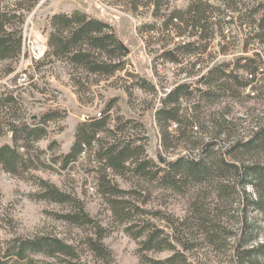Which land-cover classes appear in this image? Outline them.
<instances>
[{
	"label": "trees",
	"instance_id": "16d2710c",
	"mask_svg": "<svg viewBox=\"0 0 264 264\" xmlns=\"http://www.w3.org/2000/svg\"><path fill=\"white\" fill-rule=\"evenodd\" d=\"M31 1L0 0V73L3 76L14 73V64L22 57V24L25 18L23 11L31 9ZM166 1L141 2L153 6L152 16L156 21L145 22L138 30L148 34L159 45L160 50H157L159 52L154 57L155 64L158 61L169 62L189 66L196 73L202 72V60H207L210 56L209 48L213 37L222 35L224 27L234 21L246 31L245 45H264L262 2L252 5L244 3L240 6V0H216L218 3L192 0L184 10L173 9L165 14L161 12V7L167 4ZM139 4L138 1L133 2V9ZM49 28L48 49L44 58H48L50 62L65 63L70 67V80L77 92L83 88L84 80H88L90 76L109 78L126 69L128 60L123 42L108 22L75 9L70 12H54L49 19ZM169 34L172 35V46L168 45ZM176 38L178 41L174 42ZM40 62L35 65L36 69ZM261 70V65L254 57L225 58L208 66L193 82L181 81L173 85L164 93L161 106L154 110L162 142L167 143L171 124L176 125L178 133L186 135L199 120L197 112L219 103L224 97H239L247 86L256 81ZM128 76L135 79L132 86L156 94V84L152 80L134 73H129ZM126 92L130 94L129 87H126ZM112 102L113 100L109 101L108 108ZM20 105L14 89L0 90V166L12 175H19L21 171L34 165L46 166L41 160L45 151L38 150L35 143L46 138L50 122L62 116L59 111L48 109L39 112L34 118L31 116V121L27 122ZM109 122L107 111L79 122L69 149L53 154L47 166L57 165L61 170L69 171L85 152L93 154L90 157L96 163L93 168L96 175L94 189L106 199L113 217L127 225L134 214L158 216L161 212L146 210L133 200L124 198L123 195L129 192L114 184L109 172L129 173L156 187L184 195H187L185 192L188 187L212 184L220 200L238 199L244 211L241 234L234 244L236 264L264 263V241L245 248L246 244L256 239L261 228L254 221L248 222L247 213L257 210L264 214V123L258 125L246 139H234L225 149L219 141L221 134L225 132L223 129L216 134V139L199 146L201 154L198 157L191 154L181 155L173 160L163 159V164L160 165L146 157L143 144L138 143L140 139L121 134L127 124L133 123L132 120L119 121L114 127ZM7 131L12 134L11 143L1 140ZM53 143L52 141L49 144L50 148ZM38 183L39 199L67 206L68 210L60 218L71 225L90 226L94 230L95 236H87L86 239L92 254L103 259L110 257V251L102 241L107 235L105 228L88 214L84 202L73 192H67L49 181L38 179ZM247 186L252 188L253 197L246 190ZM196 221L202 223L201 227L206 230V236L213 240V229L217 224L212 221L209 226L212 229L209 231L207 226H203L204 217ZM132 228L131 225L126 226L125 231L134 237L141 236L144 230H148L147 226H143L141 230L132 233ZM174 231L175 241L181 248H177L168 237L162 238L158 229L146 235L142 242L143 249L172 251L163 261L148 260L150 264H194L185 254L190 248L184 240L188 232L182 231L178 226H175ZM29 254L54 257L58 259V264H89L79 259L76 245L55 236L17 237L7 243L5 257L14 256L25 260Z\"/></svg>",
	"mask_w": 264,
	"mask_h": 264
},
{
	"label": "rangeland",
	"instance_id": "374dc122",
	"mask_svg": "<svg viewBox=\"0 0 264 264\" xmlns=\"http://www.w3.org/2000/svg\"><path fill=\"white\" fill-rule=\"evenodd\" d=\"M135 1L140 4L133 9ZM191 1L167 0V4L161 7V12L167 14L173 9L184 10ZM209 1L218 3L216 0ZM31 2L33 4L31 9L23 11L25 18L22 31L25 34L41 30L47 40L50 31L49 19L54 12L79 9L112 26L116 36L129 49L126 57L128 64L125 70L118 71L109 78L90 76L88 80H84L83 88L79 92L70 80V67L62 62H50L48 58H43L36 69V77L28 83H18L15 73L27 58L22 62L21 57L20 61L14 64L15 72L11 75L3 76L0 73V90L14 89L27 122L31 121V116L34 118L39 112L48 109H55L62 114L58 120L50 122L48 136L35 143L38 150L45 151L41 155V160L46 166L34 165L21 171L19 175H12L0 166V264H58V259L41 254H29L25 260H19L14 256L5 257L7 243L13 238L37 236H55L76 245L79 249V259L89 264H150L148 260L163 261L172 254V251L143 249L142 242L146 235L158 229L162 238L168 237L177 248H181L175 241V226L188 232L184 240L190 246L185 251L190 262L236 264L234 244L241 234L244 211L238 199L220 200L214 185L206 183L188 187V191L185 192L187 195H184L156 187L129 173L109 172L112 182L129 192L122 194L124 198L133 200L146 210L161 212L158 216L134 214L127 225L113 217L106 199L98 195L94 189L96 175L93 168L96 163L90 157L93 154L85 152L69 171L61 170L57 165L48 166L53 154L69 149L78 123L94 118L103 111L109 114V123L112 127L119 121L132 120L133 123L127 124L121 134L140 139L138 143L143 144L146 157L159 162L160 165L163 163L159 161V157L168 160L187 154L198 157L201 154L199 146L216 139V134L223 129L225 132L219 139L223 149L228 148L234 139H246L258 125L264 123V45L257 43L245 45L246 31L234 21L224 27L222 35L217 34L213 37L209 48L210 56L207 60H202L203 71L196 73V70L185 65L162 61L154 63V57L159 52L157 50H160L159 45H156L148 34L140 33L138 30L145 22L155 20L152 16L153 6L141 3L145 0ZM240 2V6H243L244 3L249 5L264 3V0ZM233 14L236 16V13ZM171 36L169 34L167 37L169 46L173 44L170 41ZM185 37L187 36H183ZM177 41L178 38L174 40ZM240 56L254 57L261 65L262 70L259 71L256 81L247 86L239 97H224L219 103L197 112L199 120L186 135L178 133L176 125L171 124L168 128L167 143L164 144L154 115V110L161 106L164 93L178 82H193L198 74H202L208 66L220 60ZM129 73L152 80L156 84V94L132 86L135 79L128 76ZM126 87H129L130 94L126 92ZM111 100L113 102L108 108ZM11 137V132L7 131L1 140L11 143ZM52 141L54 143L50 148L49 144ZM19 151L23 152L21 148ZM38 179L49 181L67 192H73L84 202L88 214L105 228L104 232L107 235L102 241L110 251V257L98 258L89 250L87 236H95L90 226L77 227L60 218L61 214L68 210L66 205L37 197L40 190ZM246 190L251 192L253 197L252 188L247 186ZM247 216L248 222L254 221L261 227L256 239L245 246L251 248L264 241V214L251 210ZM202 217L205 219L203 226L209 228L212 221L217 224L213 229V240L206 236V230L201 227L202 223L196 221ZM129 225L133 226L132 233L141 230L143 226H147L148 230H144L141 236L134 237L125 231ZM211 229L209 228V231Z\"/></svg>",
	"mask_w": 264,
	"mask_h": 264
},
{
	"label": "built area",
	"instance_id": "2783aa9c",
	"mask_svg": "<svg viewBox=\"0 0 264 264\" xmlns=\"http://www.w3.org/2000/svg\"><path fill=\"white\" fill-rule=\"evenodd\" d=\"M11 2L17 0H9ZM36 33L25 34L23 32V47L20 56L22 62L27 58L18 69H16L18 83H28L36 77L35 65L43 60L48 49V41L45 40V33L41 30H36ZM10 134V133H9Z\"/></svg>",
	"mask_w": 264,
	"mask_h": 264
},
{
	"label": "water",
	"instance_id": "95a60500",
	"mask_svg": "<svg viewBox=\"0 0 264 264\" xmlns=\"http://www.w3.org/2000/svg\"><path fill=\"white\" fill-rule=\"evenodd\" d=\"M122 46H123L125 52H126V53H129V49H128L123 43H122ZM159 161H160V162H163V159H162L161 157H159Z\"/></svg>",
	"mask_w": 264,
	"mask_h": 264
},
{
	"label": "bare ground",
	"instance_id": "6f19581e",
	"mask_svg": "<svg viewBox=\"0 0 264 264\" xmlns=\"http://www.w3.org/2000/svg\"><path fill=\"white\" fill-rule=\"evenodd\" d=\"M46 38V37H45Z\"/></svg>",
	"mask_w": 264,
	"mask_h": 264
}]
</instances>
